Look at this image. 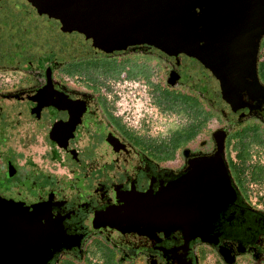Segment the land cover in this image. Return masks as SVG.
Listing matches in <instances>:
<instances>
[{"label":"flooded vegetation","instance_id":"obj_1","mask_svg":"<svg viewBox=\"0 0 264 264\" xmlns=\"http://www.w3.org/2000/svg\"><path fill=\"white\" fill-rule=\"evenodd\" d=\"M261 46L257 75L264 87V74L258 72V62H264ZM153 50L116 51L137 57L126 58V70L116 80L105 71H96L93 79L90 61L96 54L70 61L55 52L25 61L1 60L0 196L40 202L49 219L61 223L68 248L61 247L46 264H264V109L233 119L213 102V130L188 139L173 154L160 151L158 140L141 134L128 118L134 101L144 99L149 107L138 109L146 110L138 119L150 121V113L159 111L151 89L180 88L186 72L156 50L164 57L155 62L149 55ZM125 56L111 61L121 67ZM69 64L72 72L66 71ZM134 66H141L142 76H128ZM155 69L163 82L153 80ZM172 72L174 84L168 82ZM148 75L149 80L143 77ZM126 88L132 89L130 98ZM217 140L224 142L236 199L217 221L212 242H187L179 231L150 240L90 227L114 192L166 183L189 160L214 152Z\"/></svg>","mask_w":264,"mask_h":264},{"label":"water","instance_id":"obj_2","mask_svg":"<svg viewBox=\"0 0 264 264\" xmlns=\"http://www.w3.org/2000/svg\"><path fill=\"white\" fill-rule=\"evenodd\" d=\"M263 34L264 0H8L0 10L1 57L16 62L154 47L178 62L190 82L212 90L215 105L233 119L264 109L257 75ZM176 79L172 72L168 82ZM235 199L224 142L217 140L214 152L189 160L166 183L114 192L90 227L150 240L179 231L187 242H212ZM44 208L0 196V264H46L68 248L61 223Z\"/></svg>","mask_w":264,"mask_h":264},{"label":"trees","instance_id":"obj_3","mask_svg":"<svg viewBox=\"0 0 264 264\" xmlns=\"http://www.w3.org/2000/svg\"><path fill=\"white\" fill-rule=\"evenodd\" d=\"M264 35V34H263ZM262 35L259 42V51L262 49L261 44L263 43L264 47V36ZM136 50V49H154L159 51L154 47L140 46L136 48H128L126 50ZM119 51V50H116ZM261 53V52H260ZM102 54V53H98ZM115 54V53H114ZM97 55V54H96ZM105 57L102 58H94L90 61V67L93 72V79L97 78L96 71L100 73L109 72L114 74V80L119 78V75L122 71L126 70V64L120 67L115 65L111 60L107 58V54H103ZM134 70L128 72L129 77L142 76L140 74L141 66H134ZM74 70L73 64H69L66 66L67 72H72ZM258 72L260 74H264V62H258ZM106 75H104L105 77ZM149 80L148 76H143ZM151 92H154L153 102L155 106L160 111L176 113L178 115H182L185 117V121L179 123L177 125L171 126L168 134L164 138H153L158 140V147L160 151L166 152L170 150V154H173L178 147L183 145L188 139L194 138L198 133L202 130V128L206 125V123L213 117L215 109L213 105V101H209L208 105L205 104V99L197 92L182 89V88H169V87H156L152 88ZM148 126L147 121L144 119L141 121V124L137 130L140 131L141 134L147 136V134L143 133V128ZM149 136V135H148ZM151 138V137H150ZM166 154V153H163Z\"/></svg>","mask_w":264,"mask_h":264},{"label":"rangeland","instance_id":"obj_4","mask_svg":"<svg viewBox=\"0 0 264 264\" xmlns=\"http://www.w3.org/2000/svg\"><path fill=\"white\" fill-rule=\"evenodd\" d=\"M8 5V0H0V10L3 6H7ZM113 54L110 55V56H107V58L109 60L111 59H115V58H118L120 57L121 55H126L122 60V62L124 64L127 63V59L128 57H134V58H137L136 55H129L128 52H112ZM115 53V54H114ZM97 55H95L94 57L95 58H102V57H105L102 53V54H98V53H95ZM149 55L151 56L152 59L155 60V62H159L161 63L164 55L162 54H157V52L155 50L149 52ZM62 56V55H61ZM84 56V55H83ZM76 57H79V56H76ZM144 57V56H143ZM1 60H4V61H7V62H12L10 58L8 57H1L0 56V61ZM73 60L72 57H69V60ZM184 70V69H183ZM185 71V70H184ZM186 72V71H185ZM154 74L153 75V80L155 81H161L163 82L164 79L162 76H160L162 73L160 71V69H155L154 70ZM187 72L186 73H182V75L180 76V81L178 83L177 86H179L180 88H184V89H188V90H192V91H195L197 93H199L204 99H205V104L208 105L209 101H213V92L212 90L208 89L203 83H192V84H189L188 83V80H187V76L188 74ZM119 83H116L115 84V89L116 91H120L119 89ZM125 94H130L132 92V89H125ZM137 91V90H136ZM131 97V95H129V98ZM135 102V106H133L132 108H135V111L133 113L134 115V118H132V122H134L136 120V118L144 112V109L145 108H148L149 105L148 104H144V99H137V101H134ZM140 107H143L144 109L143 110H138ZM151 110V108H149V111ZM148 111V112H149ZM150 117L148 119H150V121H147L148 123V126L146 128H143V133L151 136L152 138H164L166 137V135L168 134L171 126L173 125H177L179 123H182L185 121V117L182 116V115H178L176 113H170V112H164V111H158L157 114L154 112L153 113H150ZM153 117H155L154 119H152ZM217 125V122L215 120V118H211L209 119V121L206 123V125L202 128V130L198 133V136L196 139H200V137H203L205 134H208L210 130H213ZM209 139H207L206 143H208ZM206 151V150H204Z\"/></svg>","mask_w":264,"mask_h":264},{"label":"built area","instance_id":"obj_5","mask_svg":"<svg viewBox=\"0 0 264 264\" xmlns=\"http://www.w3.org/2000/svg\"><path fill=\"white\" fill-rule=\"evenodd\" d=\"M121 101H124V100L121 99V100L118 102V105L120 104ZM148 105H149V103H148ZM145 109H146V108H145ZM143 113H146V110H144ZM143 113H141L139 116H142ZM139 116H138V117H139ZM138 117L136 118V120H135L134 122H132V120H131L132 118H134V115H133L132 117L128 118V121L130 122V124H132V126L137 127V128L140 126L141 121H142V119L139 121Z\"/></svg>","mask_w":264,"mask_h":264}]
</instances>
